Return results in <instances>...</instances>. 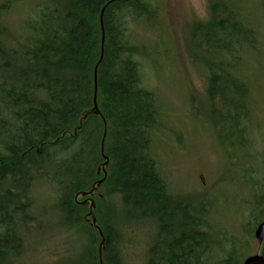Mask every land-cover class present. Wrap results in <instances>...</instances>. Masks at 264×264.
<instances>
[{
  "label": "trees",
  "instance_id": "1",
  "mask_svg": "<svg viewBox=\"0 0 264 264\" xmlns=\"http://www.w3.org/2000/svg\"><path fill=\"white\" fill-rule=\"evenodd\" d=\"M225 1L212 0L214 17L195 23L202 36L193 44L208 56L203 65L217 123L228 116L226 137L237 133L244 146L250 92L237 72L259 37ZM11 4L17 7L0 0V264H20L28 234L53 210L74 244L54 264H127L124 229L133 220L156 225L146 264H243L238 234L217 229L202 199L193 205L174 191L152 152L164 113L143 84V51L129 23L150 20L153 2L36 0L16 27L3 18ZM93 185L106 191L96 223L84 197ZM258 189L263 217V176ZM251 211L252 236L264 218Z\"/></svg>",
  "mask_w": 264,
  "mask_h": 264
},
{
  "label": "rangeland",
  "instance_id": "2",
  "mask_svg": "<svg viewBox=\"0 0 264 264\" xmlns=\"http://www.w3.org/2000/svg\"><path fill=\"white\" fill-rule=\"evenodd\" d=\"M35 1L15 0L20 9L9 5L3 18L16 27L28 17ZM151 1L156 14L150 20L129 23V27L143 51L138 58L143 84L156 94L164 113L163 127L153 133L152 152L174 191L188 195L193 205L202 199L217 229H225L229 237L238 234L239 258L243 260L261 250L246 227L254 221L251 209L256 208L257 217H261L262 207L258 188L264 177V0H227L233 3L237 17L250 22L259 37L257 47L242 56L237 72L248 82L250 92L246 121L249 141L244 146L237 142V133L231 139L226 137L228 116L224 124L217 123L221 116L213 113L218 102L210 100L209 75L203 65L207 55L199 53L193 44L202 36L195 23L214 17L212 0ZM221 13L218 11V17ZM95 187L84 196L86 214L92 221L95 218L93 223L106 205L104 187L94 192ZM53 211L41 216L37 231L28 234L20 264H54L73 248L72 238L58 224L57 212ZM155 229L154 223L145 220L125 225L123 252L127 264H146ZM246 238L249 241L242 244Z\"/></svg>",
  "mask_w": 264,
  "mask_h": 264
},
{
  "label": "water",
  "instance_id": "3",
  "mask_svg": "<svg viewBox=\"0 0 264 264\" xmlns=\"http://www.w3.org/2000/svg\"><path fill=\"white\" fill-rule=\"evenodd\" d=\"M105 7L101 11L100 20H101V27H102V46L105 40V33H104V26H103V14H104ZM97 71L98 67L95 68V85H96V91L97 92ZM95 101H96V94H95ZM93 221H95V218H93ZM254 236L258 242L259 245H262L264 243V219L258 223V225L255 228ZM104 243V240L102 241V244L99 248V254L100 259L102 260V245ZM243 264H264V254L262 252H257L255 254L247 256Z\"/></svg>",
  "mask_w": 264,
  "mask_h": 264
},
{
  "label": "bare ground",
  "instance_id": "4",
  "mask_svg": "<svg viewBox=\"0 0 264 264\" xmlns=\"http://www.w3.org/2000/svg\"><path fill=\"white\" fill-rule=\"evenodd\" d=\"M259 252H261V251H259ZM252 255V254H251ZM99 256H100V254H99ZM249 256V255H248Z\"/></svg>",
  "mask_w": 264,
  "mask_h": 264
}]
</instances>
